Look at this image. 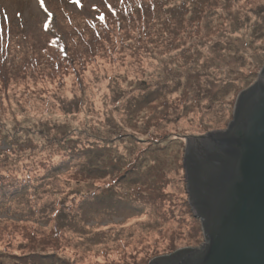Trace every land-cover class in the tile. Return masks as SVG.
I'll use <instances>...</instances> for the list:
<instances>
[{
	"label": "rangeland",
	"instance_id": "rangeland-1",
	"mask_svg": "<svg viewBox=\"0 0 264 264\" xmlns=\"http://www.w3.org/2000/svg\"><path fill=\"white\" fill-rule=\"evenodd\" d=\"M192 2L158 0L95 39L86 20L104 0H0V18L14 22L9 35L0 31V55L5 41L24 65L0 99V175L15 174L0 177V264H128L204 241L182 155L192 135L227 126L257 79L264 0H205L200 25L192 17L202 3ZM86 34L101 48L77 64L61 43L49 45L57 35L81 53ZM132 163L139 183L119 182L112 169L124 178ZM145 182L152 198L136 193L150 192Z\"/></svg>",
	"mask_w": 264,
	"mask_h": 264
},
{
	"label": "water",
	"instance_id": "water-1",
	"mask_svg": "<svg viewBox=\"0 0 264 264\" xmlns=\"http://www.w3.org/2000/svg\"><path fill=\"white\" fill-rule=\"evenodd\" d=\"M187 191L204 241L149 264H264V65L222 129L192 135Z\"/></svg>",
	"mask_w": 264,
	"mask_h": 264
},
{
	"label": "trees",
	"instance_id": "trees-1",
	"mask_svg": "<svg viewBox=\"0 0 264 264\" xmlns=\"http://www.w3.org/2000/svg\"><path fill=\"white\" fill-rule=\"evenodd\" d=\"M121 1H125L126 3L121 4L120 6H115V5H113V3L110 0H104V7H106V9H101V7H97L98 12H97V14H95L96 17L94 16V19L92 17H89V18L93 19V21L89 22L86 20V25L92 31V34L95 35V39L101 38L102 36H106L107 34H109L108 32L105 31L106 28H104V27H108L109 25H116L119 28H123V26H122L123 21H121V19H125L126 18L125 15H127L128 12H129V15H133L136 10H137L136 13H139V12L141 13L142 10L148 11V9H155V8H157V5H159L158 0H133L132 6L127 4V3H129V0H121ZM173 1H176V0H173ZM199 2L202 3V6L200 7L199 10H198V8H195L196 15L194 17H192V22L196 23L197 25H200V24H198L199 20H201V18L203 17L201 15V13H203V12L206 13V11H205V9H206L205 0H193L191 5L198 7ZM129 9H130V11H129ZM103 10H107V11H103ZM125 12H126V14H124ZM142 15L143 14H140L141 17H142ZM129 21H130V23L133 22V16L130 17ZM13 23L14 22H10L9 20L7 21L4 18H0V31L2 32V34H3V32H5L7 30V35H9L8 33L10 30H12V26H13L12 24ZM47 23L48 22H44L43 26L47 25ZM130 23H129V26H130ZM48 25H50V22L48 23ZM198 33H200L199 29L192 30L190 32L191 36L196 35ZM186 34H188L187 31H186L185 35ZM9 41H10L9 39L6 40V42H9ZM56 43H58V44L61 43L60 49L63 52L62 57H64V59H66L67 61L68 60L72 61V64H74V63L77 64V63H80L81 61H86V60L91 59V56L93 54H95L96 51H99L101 48V46L99 44L93 43L92 41H89L87 34H86V45H85L83 52H81V53L77 52L76 50H72L71 48H68V46L66 47V44L57 35L54 37H51V40L49 41V45L53 46ZM4 45H5L7 52H3L0 55V80L2 82L4 81L5 84H4V86H0V96H2L0 99L9 98L10 94H9L8 88H9V85L11 83V81H10L11 80V76H10L11 73L10 72H15L16 70H18V65L24 66L21 63V60L18 58V56H16L14 54L15 52L13 53V55H10V51L7 48L8 45L5 44V41H4ZM32 57L35 58L36 56H32ZM37 57L39 60H41L40 63L46 62L49 59L48 53L43 54L41 52ZM201 64H202V62H199L198 60H195V63L194 62L192 63V65L194 67H199V68H197V73L199 75H204V74L207 75L208 71L205 67V64L203 66H201ZM6 71H8L9 74H7ZM1 72H3V74ZM13 76L15 77V73L13 74ZM199 80H201V79L199 78ZM146 130H147V128H146ZM145 131H144V133H145ZM175 139H177V142H174V143H177V145H179V146H182L183 143L186 142V140H185L186 136L177 137ZM184 147H185V144H184ZM172 148H175V147H172ZM184 152H185V149H184ZM168 156H170V155H168ZM182 157H184V154L182 155ZM110 164H113V163H110ZM133 165L134 164L132 163V165L129 167V169ZM122 168H124V167L122 166ZM120 169H121L120 165H119L118 170L112 169L113 173H116V174L119 173V177H118V179L120 180L119 182L127 183L128 182L127 179L129 177V182L131 180H134V181L139 183L140 180L137 178V172H135L136 171L135 169L133 171H131V169H130L129 172L124 176V178L121 177V173L119 172ZM147 170H149V172L145 173V175H153L155 167L152 165H149L147 167ZM9 174H10L9 176H7L6 174H1L0 177L3 178L4 180L15 177V174H12V173H9ZM154 175H155V177H157V174H154ZM138 176H140V175L138 174ZM145 185H147V187H148V183L145 182ZM32 188H33L32 186H29V189H32ZM148 188H149L151 193L148 192V190H146L142 185H141V188H139V190L136 193H139L141 196H142V193H146V194H148L149 197L151 196V198H152L154 191L150 187H148ZM23 189H25V187H23ZM134 193H135V190L132 188V194H134ZM147 200H149V202H150V198H148ZM138 202H140V201L139 200L137 202L135 201V203H138ZM119 203H124L125 205H127V207L132 209V206H130L123 199L120 200ZM139 204L140 203H138V205ZM143 206H145V205H142L141 207H143ZM193 226H194V230H196V227H195L196 225H193ZM197 227H200V226H197ZM129 245L131 246V244H129ZM131 247H132V251H133L135 249V247H137V246H131ZM171 249H173V248H171ZM141 251H143V250H141ZM137 252L138 251L131 252V253H137ZM131 253L129 254V256L131 255ZM49 256L52 257V255H50V254H49ZM130 260H133V261H129L128 264H147L149 262V260L151 261V258H148V256L145 255V257H143L142 259H139V258H137V255H134L132 257V259H130Z\"/></svg>",
	"mask_w": 264,
	"mask_h": 264
},
{
	"label": "bare ground",
	"instance_id": "bare-ground-1",
	"mask_svg": "<svg viewBox=\"0 0 264 264\" xmlns=\"http://www.w3.org/2000/svg\"><path fill=\"white\" fill-rule=\"evenodd\" d=\"M185 156V155H184ZM183 161H184V157H183ZM184 170H185V168H184ZM185 177H186V171H185Z\"/></svg>",
	"mask_w": 264,
	"mask_h": 264
}]
</instances>
